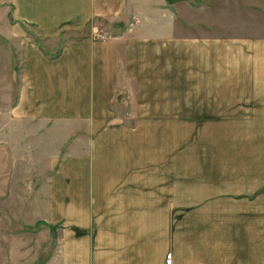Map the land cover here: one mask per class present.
Wrapping results in <instances>:
<instances>
[{"label": "crops", "instance_id": "1", "mask_svg": "<svg viewBox=\"0 0 264 264\" xmlns=\"http://www.w3.org/2000/svg\"><path fill=\"white\" fill-rule=\"evenodd\" d=\"M228 1L0 0L32 33L18 45L17 120L65 145L48 264H264V37L184 24L228 19ZM95 19L107 39H67L53 57L32 40ZM118 93L132 117L115 113ZM204 169L210 192H186Z\"/></svg>", "mask_w": 264, "mask_h": 264}, {"label": "rangeland", "instance_id": "2", "mask_svg": "<svg viewBox=\"0 0 264 264\" xmlns=\"http://www.w3.org/2000/svg\"><path fill=\"white\" fill-rule=\"evenodd\" d=\"M226 3L230 7L224 11L231 13L229 16L226 13L228 19H185V28L202 36L264 37V19L251 18H262L264 0ZM4 15L0 8V264H48L58 243L61 225L60 221L52 223L50 219L58 197L54 192L57 185L53 179L57 173L54 162L56 157H63L65 145L59 144L58 130L41 131L33 128L32 122L25 124L17 120L16 105L22 80L18 45L32 33L15 19H4ZM245 16L250 18L245 19ZM93 29L103 31L107 39L106 26L96 22L91 28L63 31L46 40L33 36L32 40L43 48L47 57H53L67 39L93 37ZM116 96L114 103L123 105L115 107V113L127 112L131 116L130 101L122 93ZM131 120L133 123L134 119ZM196 172L197 180H184L185 191L204 197L210 192L206 180L208 170ZM169 182L170 192H176L177 180Z\"/></svg>", "mask_w": 264, "mask_h": 264}, {"label": "built area", "instance_id": "3", "mask_svg": "<svg viewBox=\"0 0 264 264\" xmlns=\"http://www.w3.org/2000/svg\"><path fill=\"white\" fill-rule=\"evenodd\" d=\"M94 30V38L99 39V40H104L106 39V35L104 34L103 31H99L98 29H93ZM170 264V254L167 255V263Z\"/></svg>", "mask_w": 264, "mask_h": 264}, {"label": "trees", "instance_id": "4", "mask_svg": "<svg viewBox=\"0 0 264 264\" xmlns=\"http://www.w3.org/2000/svg\"><path fill=\"white\" fill-rule=\"evenodd\" d=\"M97 22H99V23H103L104 22V20H102V19H95Z\"/></svg>", "mask_w": 264, "mask_h": 264}]
</instances>
